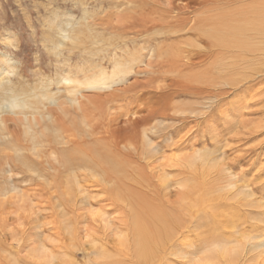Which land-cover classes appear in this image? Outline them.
Wrapping results in <instances>:
<instances>
[{"label":"rangeland","instance_id":"rangeland-1","mask_svg":"<svg viewBox=\"0 0 264 264\" xmlns=\"http://www.w3.org/2000/svg\"><path fill=\"white\" fill-rule=\"evenodd\" d=\"M248 2L0 0V264H264V0ZM46 82L60 105L35 124ZM94 139L124 155L126 187L150 190L111 199L102 174L63 166L62 148L77 141L86 157ZM170 204L181 225L152 237ZM225 205L234 227L205 240Z\"/></svg>","mask_w":264,"mask_h":264},{"label":"bare ground","instance_id":"bare-ground-1","mask_svg":"<svg viewBox=\"0 0 264 264\" xmlns=\"http://www.w3.org/2000/svg\"><path fill=\"white\" fill-rule=\"evenodd\" d=\"M252 1V0H251ZM254 1H256V0H254ZM249 2H250V0H249ZM248 2V3H249ZM255 4H258V3H256L255 2ZM142 5L144 6V3H142ZM264 5V4H263ZM250 6V5H249ZM248 6V7H249ZM252 6H253V4H252ZM251 6V7H252ZM258 6H259V4H258ZM224 7V6H223ZM245 7H247V6H245ZM220 8V7H219ZM218 8V9H219ZM221 9V8H220ZM245 9V8H244ZM153 10V9H152ZM206 10V9H205ZM224 10V9H223ZM226 10V9H225ZM242 10V9H241ZM248 10H250V9H248ZM251 10H253V9H251ZM258 10V9H257ZM264 10V9H263ZM215 12V11H214ZM213 12V13H214ZM218 12H220V11H218ZM222 12V11H221ZM237 12V11H236ZM235 12V13H236ZM239 12H240V10H239ZM242 12H243V10H242ZM245 12V11H244ZM251 12H249V14H250ZM262 13V12H261ZM252 14V13H251ZM256 14V13H255ZM235 15V14H234ZM233 15V16H234ZM219 16V15H218ZM221 16V15H220ZM224 16V15H223ZM248 16V15H247ZM256 16V15H255ZM262 16V15H261ZM228 17V16H227ZM226 17V18H227ZM238 17V16H237ZM242 17V16H241ZM229 18H230V16H229ZM231 18H232V16H231ZM256 18V17H255ZM255 18H253V19H255ZM206 19V18H205ZM257 19V18H256ZM255 19V20H256ZM260 19H261V17H260ZM259 19V20H260ZM244 20V19H243ZM250 20V19H249ZM217 21V20H216ZM219 21V20H218ZM241 21V20H240ZM251 21V20H250ZM257 21V20H256ZM222 24V23H221ZM228 24V23H227ZM236 24V23H235ZM253 24V23H252ZM257 24V23H256ZM263 24V23H262ZM208 25V24H207ZM223 25V24H222ZM232 25V24H231ZM202 26V25H201ZM218 26V25H217ZM224 26V25H223ZM227 26V25H226ZM261 26V25H260ZM204 27H205V25H204ZM229 27H231V26H229ZM229 27L227 28V29H229ZM249 27H251V25L249 26ZM208 30H210V29H208ZM222 30H223V28H222ZM232 30V29H231ZM239 30V29H238ZM250 30H251V28H250ZM249 30V31H250ZM258 30V29H257ZM256 30V31H257ZM237 31V30H236ZM240 31V30H239ZM243 31V30H242ZM248 31V30H247ZM209 32H211V31H209ZM252 32V31H251ZM70 33V34H69ZM69 33H67L66 34V36L65 35H63L64 37H65V39H73V36H72V34H74V31H73V33H72V31H70ZM223 33V32H222ZM255 33V32H254ZM259 33H261V32H259ZM236 34V33H235ZM229 35V34H228ZM250 35V34H249ZM75 36H77L76 34H75ZM209 37H210V35H209ZM214 37H217V39H215V41H213L212 43H214V44H219V45H223V46H228V45H230V43H228V39H226V37L224 38V37H222V36H214ZM213 37V38H214ZM234 37V36H233ZM212 39V38H211ZM232 39V38H231ZM264 39V38H263ZM213 40V39H212ZM234 40H235V38H234ZM240 40H242V39H240ZM235 42H237L236 40H235ZM241 42V41H240ZM240 42H237V44L238 43H240ZM244 42V41H243ZM252 42V41H251ZM248 44H249V42H248ZM245 45V44H244ZM242 46V45H241ZM246 46V45H245ZM244 46V47H245ZM233 48V47H232ZM228 49V48H227ZM230 53V52H229ZM230 54H233V53H230ZM236 54V53H235ZM241 55V54H240ZM245 57V56H244ZM240 58V57H239ZM238 58V59H239ZM241 58H243V57H241ZM245 60V59H244ZM248 60V59H247ZM244 67V66H243ZM247 67V66H246ZM248 68V67H247ZM230 69V68H229ZM257 70V69H256ZM256 72V71H255ZM218 76V75H217ZM103 77H105V76H103ZM61 78V77H60ZM64 79V78H63ZM62 80V79H61ZM56 82V81H55ZM57 82H62V81H57ZM64 82V81H63ZM46 83H48V82H46ZM75 83V82H74ZM86 83V82H85ZM104 83H105V80H104V78H100V79H92V80H89L87 83H86V85H88L89 87L91 86L92 88H98L99 87V85H104ZM54 84H57V83H54ZM61 84V83H60ZM77 84H79V83H77ZM49 83H48V85H47V87L45 86V88H43V87H41L39 90H41V92L39 93V94H37L36 92L35 93H33L32 94V97H33V102L35 103V106H34V112L32 113V118L33 119H31L30 117H27L26 116V114L25 113H23L21 110L24 108V105L26 104L25 102H23L22 100H19L16 96L14 97V95H12L11 96V98H7L6 100H7V103H8V105H7V108H8V110L9 111H13L14 109H17L18 108V111L19 112H16V113H19V114H22V117H20L19 118V123H21V124H24V126L26 127L25 129H26V132H25V134L26 133H29L30 134V130H31V126H30V123L32 122L31 120H33L34 121V123L35 124H37L38 123V119L37 118H35V115L36 116H38V117H40L42 120H48V121H51V120H49V118H51V114H50V112L48 111V110H46V111H48V113L46 114L45 112H44V110H42V109H44L45 107H46V104H56V105H58L59 104V102H58V100L56 101L55 99H56V97H54V94H56L55 92H54V94H53V96H52V94H50L51 92H47L46 90H48L49 89ZM52 85V84H51ZM43 88V89H42ZM100 88V87H99ZM58 89V88H57ZM67 89V88H66ZM51 90V89H50ZM65 91H67V93L70 95V94H73V96H75L76 94L75 93H77L76 92V90H70V89H67V90H65ZM59 92H60V90H59ZM56 96V95H55ZM67 96V95H66ZM63 97V96H62ZM66 99H68V100H70L71 102L73 101V102H75L74 101V98L73 97H67ZM46 101V102H45ZM55 105V106H56ZM60 105V104H59ZM72 105V104H71ZM72 107H74V106H72ZM2 108V107H1ZM60 109H62V108H60ZM32 110V109H31ZM42 110V111H41ZM67 110V109H66ZM33 111V110H32ZM3 112V111H2ZM28 112V111H27ZM13 113V112H12ZM29 113V112H28ZM40 113H42L41 115H40ZM45 113V114H44ZM30 115V114H29ZM62 117H64V115L62 116ZM46 118V119H45ZM29 119H31V120H29ZM65 119V118H64ZM64 119H63V121H64ZM73 119V118H72ZM18 120V119H17ZM62 121V122H63ZM55 122V121H54ZM61 122V121H60ZM59 122V123H60ZM71 122V121H70ZM2 123H3V121L0 119V126L2 125ZM56 123V122H55ZM20 124V125H21ZM33 123H31V125H32ZM55 125V124H54ZM50 126H53V125H50ZM61 126V125H60ZM3 127V126H2ZM63 128H65V127H63ZM68 128V127H67ZM34 129H35V127H34ZM54 129H57V127H55L54 126ZM66 129V128H65ZM37 130V129H36ZM67 130H69V129H67ZM133 131H135L134 129H132ZM0 131H1V129H0ZM5 130L3 129V132H4ZM34 131V130H33ZM59 132V131H58ZM57 132V133H58ZM90 132H92V131H90ZM38 133V132H37ZM29 134H28V136H29ZM32 134V133H31ZM36 134V133H35ZM132 134V133H131ZM135 134H136V132H135ZM33 135V134H32ZM37 135V134H36ZM5 136H6V134H5ZM40 136V135H39ZM58 137H59V135H58ZM64 136H62V137H60V138H63ZM30 138H31V140H30V142H29V146L27 147V148H30V147H32V148H34V146L37 144L36 142H35V139H34V136H30ZM7 139V138H6ZM61 140V139H60ZM86 141V140H85ZM51 142V141H50ZM52 142H55V141H52ZM66 141H61V143H65ZM73 142V141H72ZM77 141H75V143H76ZM58 143V142H57ZM67 143V142H66ZM71 144L72 145V149H69L68 148V150H64V148H60L61 149V156L63 157V162H64V164H63V166H66V168H69V167H79V166H85V167H88V170L89 171H92V172H97V173H99V174H102L101 175V180L100 181H103V182H105L106 184H107V188H106V192L108 193V195H109V197L111 198V199H113V198H116L117 200H120V199H127V200H129V201H131V202H135L134 201V199L131 197V193H144V191H142L141 189H143L144 187H146L147 189H146V191L147 190H150V189H148L150 186H147L146 185V183H145V181H146V178H141V177H139V178H135L133 181L136 183V186H137V188L138 189H134V187L133 186H131V184H130V187H126L124 184V182H125V180L124 179H126V178H128L127 177V171H126V169H128V165L127 164H124V163H122L121 162V160H123V157H118L117 155H115L114 153H110L109 152V150H110V148H112V141H108V140H105V139H103V140H96V139H94V141H93V143H96V144H99V146H98V148L100 149V151H96L95 149L96 148H85L86 150H85V152L83 153L84 155H86V153H87V155H86V157H84V156H82V152L84 151V150H82L81 148H79L80 147V145H77V143L76 144ZM142 143V142H141ZM60 144V143H59ZM143 144V143H142ZM24 145H26V144H24ZM140 145V144H139ZM13 146V145H12ZM61 146V145H60ZM82 146V145H81ZM36 147V146H35ZM102 147H103V150H102ZM141 147V146H140ZM146 147V146H145ZM82 148H83V146H82ZM67 149V148H66ZM113 149V148H112ZM111 149V150H112ZM14 150V149H13ZM113 151H115V150H113ZM116 153H118L117 151H115ZM128 153V152H127ZM81 154V155H80ZM60 156V157H61ZM124 156V155H123ZM61 157V158H62ZM65 158V159H64ZM24 163V162H23ZM62 164V163H61ZM7 165V164H6ZM131 169V168H130ZM64 170H66V169H64ZM137 170V169H136ZM135 170V171H136ZM131 171V170H130ZM139 171V170H138ZM133 173V172H132ZM103 174H104V176H103ZM141 174V173H140ZM140 174H138V175H140ZM143 174V173H142ZM134 175H135V173H134ZM130 178V177H129ZM93 180V179H92ZM112 180V183L111 182H109V181H111ZM96 181V180H95ZM94 181V182H95ZM128 182V181H127ZM132 182V181H131ZM130 182V183H131ZM102 183V182H101ZM133 183V182H132ZM105 184V185H106ZM159 188H160V186H154V187H152V189L155 191V193H158V190H159ZM194 188H193V186H191L190 188H188V190H185V191H181L180 193H178L179 194V199H178V203H180L179 204V206H181L182 208H186V206L184 205V204H182L181 202V199H184V198H186V195H189V194H191L192 193V190H193ZM126 190V191H125ZM259 191H261L262 189H258ZM142 196V195H141ZM229 196V195H228ZM144 198H145V195L143 196ZM147 197V196H146ZM167 204V203H166ZM164 205V204H163ZM170 206H171V211H169L168 210V213H167V215H166V217H164L163 219H162V221L159 223L160 225H158L157 224V222L156 223H153V225L152 226H154V227H149V229H148V231H149V234L150 235H152V237H156V234H158L160 231L163 233V235L164 236H167V237H170L171 236V233L173 232V229H174V226L177 224V222H175L174 220H173V218H175L176 219V221H178V219H179V217L176 215V213H173V211L175 210V209H173L172 208V204H170ZM191 207V206H190ZM190 207H188V209L190 208ZM224 209H222L223 210V214L225 215V220L223 219V222H221L220 220L219 221H216V219H215V216H216V211L217 210H215V211H213L214 213V217H213V219H212V221L211 222H208L207 224H209L208 225V227H206V231H205V233L203 234V235H201L205 240H211V238H213V240L212 241H215L216 240V238L220 235V228L221 227H227V228H230V229H232V227H234V221L235 220H237L238 218L237 217H234V216H237V213H239V212H237V208H235V207H233V206H231V205H225L224 207H223ZM214 209H216V208H214ZM219 209V208H218ZM221 212V211H220ZM220 212H218L217 214H219ZM226 212V213H225ZM172 213V214H171ZM212 213V212H211ZM222 213V212H221ZM175 216V217H174ZM181 216V215H180ZM217 217V216H216ZM222 218H223V215H222ZM222 220V219H221ZM180 221V220H179ZM178 221V222H179ZM256 221V220H255ZM200 223V222H199ZM211 224H214L213 226L211 225ZM178 226H180L181 225V222H179L178 224H177ZM257 226V225H256ZM254 228H256L255 226H253ZM253 227H251L252 228V230H253ZM129 228L130 229H132V231L133 230H137L138 228L132 223V224H130L129 225ZM205 228V227H204ZM250 228V229H251ZM245 230V229H244ZM161 232H160V234H161ZM143 233H145L146 234V230H143ZM152 237H148V238H152ZM200 238V237H199ZM223 239H226V238H229V236H227V237H222ZM211 241V242H212ZM216 241H219L218 239L216 240ZM209 244V243H208ZM196 249V248H195Z\"/></svg>","mask_w":264,"mask_h":264}]
</instances>
